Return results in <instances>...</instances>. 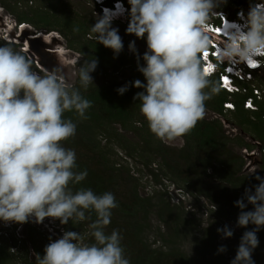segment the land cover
I'll return each mask as SVG.
<instances>
[{
	"label": "clouds",
	"instance_id": "obj_1",
	"mask_svg": "<svg viewBox=\"0 0 264 264\" xmlns=\"http://www.w3.org/2000/svg\"><path fill=\"white\" fill-rule=\"evenodd\" d=\"M228 2L92 0L98 14L91 25L96 42L110 48L117 57L124 44L113 22L121 21L126 33L142 39L147 49L142 56L144 64L140 65L135 41L128 45L137 54L138 70L146 80V83L139 79L133 82L134 87L144 89L133 99L140 102V112L150 132L163 143L190 134L205 118L206 102L223 89L249 92L246 83L253 79L238 80L235 87L226 88V82L218 80L214 69L226 64V70L237 76L242 65L254 70L253 73L264 69V0H249L246 12L239 10L241 7L234 0L233 11L237 16L231 21L220 11L228 10L224 6ZM104 4L110 8L102 9ZM222 17L219 32L211 31L212 19ZM73 31L78 32L79 28L74 27ZM5 41L0 46V221L5 225L40 224L46 218L55 221L60 237L51 236L57 238L51 240L48 236L50 242L44 247L43 255L34 253L35 264H130L119 230L114 229L110 234L105 231L112 210L118 207L115 195L110 191L96 194L91 188L73 190L74 185L86 179L88 172L76 170L77 154L64 146L77 130V123L66 118L65 113L75 112L81 120L87 119L92 101L69 82L64 65L41 74L34 70L33 60L27 54L18 51L7 38ZM210 49L215 64L206 67ZM97 66V58L84 60L76 73L80 87L87 90L94 84L90 74ZM254 89L245 98L252 99V106L245 107L244 100L245 109H255V101L264 100V88H258L260 98ZM127 90V84L117 89L121 95ZM226 101L233 106L226 109ZM226 101L224 112L234 111L235 102ZM262 119L264 125V114ZM261 147L264 153V144ZM255 178L259 181L253 186L255 190L245 188L244 195L235 201L241 209L237 226L255 227L243 233L230 264H255L252 253L259 245L257 232L264 228V177ZM248 204L253 206L252 210H245ZM92 213L96 216L90 224L93 243H83L80 232L65 231L56 221L62 225L69 221L80 223L91 220ZM217 231L225 238L233 236L227 225ZM219 251H226V246H220Z\"/></svg>",
	"mask_w": 264,
	"mask_h": 264
},
{
	"label": "trees",
	"instance_id": "obj_2",
	"mask_svg": "<svg viewBox=\"0 0 264 264\" xmlns=\"http://www.w3.org/2000/svg\"><path fill=\"white\" fill-rule=\"evenodd\" d=\"M235 1L237 5L243 3V0ZM4 5L11 9L8 4ZM42 6L31 8L28 12L11 10L19 23L30 22L38 28L56 29L67 39L69 47L80 53L84 60L97 58L96 72L106 73L109 68L114 72L126 63L125 57H114L110 48L104 47L94 39L91 25L95 24L96 16L84 15L83 19H74L65 12L45 11ZM74 27H78L79 31H73ZM2 43L0 46L6 42ZM137 79L146 83L143 74L138 70L128 77L119 79L115 76L105 85L91 84L87 90L80 87L79 81L74 85L80 89L84 98L92 101V107L86 112L88 118L83 120L75 112L65 113L66 118H71L77 123V130L75 137L64 142V146L75 150L78 165L76 170L86 169L88 172L86 179L74 185L73 190L91 188L96 194L110 191L115 195L118 207L112 210L111 222L105 231L110 234L114 229L119 230L130 264H197L196 260L181 250V244L178 243L181 230L190 225L191 219L181 210L182 206L172 203L166 191L141 195L137 179L130 176L129 159L149 167L148 170L157 183H162L161 176L164 175L178 186L185 184L189 192L206 196L219 208V214L234 219L236 223L241 209L236 206L235 201L244 195L245 188H252L254 191L253 186L259 183L255 177H264V174L242 173L245 160L229 146V137L224 131L223 123L218 119L204 118L198 122L190 134L182 137L184 144L181 148L175 149L161 142L150 132L147 121L140 112V102L133 99L137 92L144 90L133 86ZM213 79L216 78L213 76ZM126 84L128 90L123 95L119 94L117 89ZM248 87L247 90L253 93L252 88L249 85ZM248 93L223 89L219 95L206 102V107L221 114L224 113L223 102L233 100L236 109L230 112H233L240 125L250 126V130L257 134V139L264 144V100H256L255 109H245L243 101ZM129 132L133 137L129 138ZM246 144L250 147L247 142ZM110 145H117L125 151L126 157L122 162L112 157L114 150ZM155 161L157 167L151 168ZM252 208L253 206L248 204L245 210ZM153 213L165 227L164 231L161 227L158 228L159 240L162 242L158 247H152L145 236V232L151 230L149 220L150 214ZM95 219V213H92L91 220L80 223L69 221L67 225H62L59 220L56 221L65 231L80 232L85 243H93L90 224ZM86 226L88 233L85 235L82 230ZM254 227L252 224L247 228L238 227L239 240L245 231ZM24 231L27 232L26 238L34 253L43 255L49 237L45 236L44 240L38 243L36 235L43 231L28 223L25 224ZM16 233L3 232L11 238L0 233V264H12L14 253L11 248L16 247L19 241L25 240V237L19 238ZM257 236L259 245L253 251L252 259L255 264H264V254L260 253L261 244L264 243V228L257 232ZM205 240L203 244L206 246ZM28 263L35 264V257Z\"/></svg>",
	"mask_w": 264,
	"mask_h": 264
},
{
	"label": "rangeland",
	"instance_id": "obj_3",
	"mask_svg": "<svg viewBox=\"0 0 264 264\" xmlns=\"http://www.w3.org/2000/svg\"><path fill=\"white\" fill-rule=\"evenodd\" d=\"M46 1L49 2L46 3ZM233 2L234 0H230V3L228 2L226 5H224L228 7L229 13H232V8L234 6ZM243 3L246 7V10H248L249 0H245ZM4 4H8L9 7L16 10V12H28L31 8H37L43 5L41 7L43 10L46 9L47 11L49 10L53 13L55 11L60 13L65 12L66 15L70 17L72 16L74 19H79L80 17L82 18L84 15H92L94 17L98 16L93 6L92 0H0V13L8 15V23L12 26L2 28L0 27V44H3L2 42H6L5 38H7V41L12 42L18 51H21L23 44L10 39L9 33L11 28L19 31L18 25L20 23L18 20H16L13 11L6 8ZM28 23L31 27L44 32L53 31L47 27L38 28L30 22ZM28 23L26 22V24ZM113 26L118 28L119 35L122 37L124 44V48L119 55L125 57L127 61L114 72H112V68H109L106 73H101V71L92 72L90 75L93 77L94 85H105L109 83L115 76L120 79L128 77L134 74V72L138 71L137 54L131 52L128 47L130 41H135L138 54L141 57L139 63L140 65L144 64L142 56L147 49L144 48L142 39L135 37L133 34H127L126 26L121 21L113 22ZM54 31L57 30L54 29ZM83 62L84 58L82 55L77 53L74 65L75 73H78L79 67L83 64ZM33 68L41 74L45 73L43 70L38 68L34 60ZM75 76V79H72L70 82L73 85H76L78 82V76L76 74ZM246 84L252 89L255 87L263 89L264 69L259 72L256 71L254 73L253 80ZM205 118L218 119L223 123L224 131L229 137V146L238 154L242 155L245 160L242 173L251 175L256 174L257 172H263L264 174V156L262 155L263 150L261 147V142L257 139V134L250 130V126L240 125L233 112H224L219 114L207 109ZM128 136L129 138L133 137L131 132L128 133ZM246 142L250 145V147H247ZM103 143H105V139ZM183 144L184 140L182 137L171 143H167V145L172 146L175 149L181 148ZM111 146L114 150L112 157L122 162L123 158L126 157L125 151H123V149L119 148L117 145H110V148ZM150 158L153 159V157ZM128 166L130 167V176L137 179L136 181L138 182L141 195L153 194L156 191H166L168 195H170L172 203H177L182 206L181 210L186 213V216L189 219H191L190 225H187L181 230L180 233L178 243L181 244V250L196 260L197 264H230L231 260L234 259L236 255V251L240 243V231L234 219L223 214H219V208L215 204H212V202L206 196L189 192L185 184L178 186V184H175L173 180H170L164 175L161 176L162 183H157L148 170L149 167H145V165L142 163L133 161L131 159H129ZM150 167H157V162H153ZM150 215L149 222L151 223L152 227L151 230L145 232V236L148 237V241L152 244V247H158L159 245H162L161 240H159L158 228L161 227L162 231H164L165 227L162 225L161 220H159L155 213ZM25 224L26 223L23 225L11 223L5 225L4 222L0 221V233H2L3 236L11 238L10 235L6 236L3 234L5 231L7 234L17 232L16 234L19 238L25 237L23 242L19 241L16 245V248L14 247L16 249L15 251H13L11 248V251L14 253L12 257V264H29L28 262L33 260L35 257L33 248L30 246L29 241H27L26 238L27 230L24 231ZM28 224L33 225L34 227L35 225L41 226L43 233H37L36 235V240L38 243L42 242L45 236L51 237L57 235V238L60 237L59 234H57L55 228L56 223L51 218H46L44 222L41 223V225L34 222H28ZM225 225L233 230L232 237L225 238L223 237L222 233L217 231L218 228H223ZM87 229L88 228L86 226L82 230L85 235L88 233ZM203 240L206 241V246L203 244ZM83 243H85V240H83ZM222 245L226 246V251L220 252L219 248ZM23 247L25 248L23 249ZM261 252L264 254V243L261 244L260 253Z\"/></svg>",
	"mask_w": 264,
	"mask_h": 264
},
{
	"label": "water",
	"instance_id": "obj_4",
	"mask_svg": "<svg viewBox=\"0 0 264 264\" xmlns=\"http://www.w3.org/2000/svg\"><path fill=\"white\" fill-rule=\"evenodd\" d=\"M8 17L0 13V27H5L4 20ZM16 29H10V39L24 44L23 50L28 57L35 61L38 68L44 72L65 66L69 82L75 79V61L77 52L67 47V41L58 31H38L29 24H21Z\"/></svg>",
	"mask_w": 264,
	"mask_h": 264
},
{
	"label": "built area",
	"instance_id": "obj_5",
	"mask_svg": "<svg viewBox=\"0 0 264 264\" xmlns=\"http://www.w3.org/2000/svg\"><path fill=\"white\" fill-rule=\"evenodd\" d=\"M112 4H116V2L114 1ZM238 6H240L241 8H239V10L240 9H243L245 12H246V7L243 5V3H241L240 5H238ZM102 7V9L104 8V7H108V8H110L109 7V5L108 4H104V5H102L101 6ZM236 6L234 5L233 6V8H232V13H229V11L228 10H220V11H222L223 13H224V15L225 16H227V19L228 20H235V17L237 16V14H236V16L234 15V8H235ZM115 7H112V9H114ZM238 10V11H239ZM229 17V18H228ZM214 19V18H213ZM212 19V21H211V23L209 24V29L211 30V31H213V32H219V29H220V26L222 25V23H223V17H222V19H220V20H213ZM127 25H128V23H127ZM144 44H145V47L147 46L146 45V39L144 40ZM212 51H213V49H210L209 50V58H208V60H207V62H206V64H205V66L207 67L209 64H215V61H214V59H213V57H212ZM227 65L225 64L224 66H222V67H219V68H216V69H214V75L215 76H217L218 77V80H220L221 82H226V84H227V87L226 88H229L230 86H232V87H235V84H236V82L238 81V80H247V79H253L254 78V73H253V71L254 70H251V69H248L246 66H244V65H242L241 67H242V70H240V75L239 76H237V75H234L233 73H229L227 70H226V67ZM262 69V68H261ZM261 69H256V71H261ZM245 90V89H244ZM254 93H255V95H256V97L257 98H260L261 97V94H260V90L258 89V88H255L254 89ZM244 105H245V107H250V106H252V99L251 98H247L246 100H245V102H244ZM224 106H225V108L226 109H228V107H232L233 106V104H232V102H230V101H226V102H224ZM39 225H41V223L39 224ZM36 226V225H35ZM38 228H40L41 229V226H37ZM42 230V229H41ZM50 239L51 240H54V239H57V238H55V237H50ZM50 239H49V242H50Z\"/></svg>",
	"mask_w": 264,
	"mask_h": 264
},
{
	"label": "flooded vegetation",
	"instance_id": "obj_6",
	"mask_svg": "<svg viewBox=\"0 0 264 264\" xmlns=\"http://www.w3.org/2000/svg\"><path fill=\"white\" fill-rule=\"evenodd\" d=\"M4 24L6 25L5 27H10L11 25L8 23V18L6 19V20H4ZM12 27V26H11ZM38 30V29H37ZM38 31H40V30H38ZM42 31V30H41ZM14 45V44H13ZM15 47V46H14ZM23 47H24V44H23ZM23 47L21 48V51H23L24 52V50H23ZM67 47H68V45H67ZM69 48V47H68ZM20 51V50H19ZM25 53V52H24ZM26 54V53H25Z\"/></svg>",
	"mask_w": 264,
	"mask_h": 264
}]
</instances>
